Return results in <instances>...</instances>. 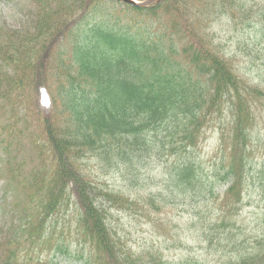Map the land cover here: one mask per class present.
Here are the masks:
<instances>
[{"label": "trees", "instance_id": "16d2710c", "mask_svg": "<svg viewBox=\"0 0 264 264\" xmlns=\"http://www.w3.org/2000/svg\"><path fill=\"white\" fill-rule=\"evenodd\" d=\"M77 2L73 14L84 9L86 19L74 18L73 33L68 39L49 40V66L43 58L33 57V53L47 48L48 40L43 34L48 29L67 31V15L57 18L55 12H48L43 24L37 25L36 34L9 31L7 37L0 28V57L6 58L7 50L11 51L9 58L15 61L14 66L31 82H36L43 72L48 73L45 79L59 100L55 110L70 127L67 134L58 132V128L53 131V125L47 122L51 119L39 115L38 122L53 131L49 142L52 146L56 142L71 148L72 152L79 149L71 159L61 158L64 164H56L51 176L42 177L29 188L23 184L22 190H31L27 199L37 204L40 215L54 214L68 197L74 196L70 205L80 215L82 241L97 249L98 264H155L143 256L134 257L118 250L119 239L107 226L106 203L122 204L128 199L117 192L105 191L90 180L81 170L78 156L96 151L92 153H96L97 162L121 168L138 154L140 159L143 151L158 146L159 137L163 139L162 146L166 142L195 145L200 127L215 121L228 147L242 149L231 173L240 176L247 171H260L256 183L261 186L258 190L264 192V168L253 165V157L247 151L256 119L252 99L241 90L232 58L222 53L223 46L216 44L214 35L207 30L216 17L231 21L239 17V22L247 25L244 27L247 31L239 34L246 40H237V48L248 54L257 49V58L264 59L263 6L260 3L258 8L254 0H163L146 8L125 4L121 13H127L132 25L120 26L112 15L107 17L101 12V6L109 4V0ZM42 19L41 16L40 22ZM127 27L131 28L129 32ZM12 36L16 40L12 41ZM22 40L25 42L21 43ZM33 41L36 43L32 44ZM17 43L20 47L15 46ZM255 93L264 97L262 89H256ZM213 112L207 122V115ZM227 113L232 131L229 140L223 132ZM194 170L190 163L178 164L172 175L174 185H179L183 193L193 190L205 197L210 195L215 184L202 174L199 183H194L197 172ZM25 214H30L27 208ZM29 227L19 231L23 235L44 231L35 229L34 224ZM21 233L12 234L7 244L20 247L24 242ZM238 246L229 251V254L233 251V260L228 264H264V216L259 234L249 236L239 249ZM9 263L14 262L9 258Z\"/></svg>", "mask_w": 264, "mask_h": 264}, {"label": "rangeland", "instance_id": "374dc122", "mask_svg": "<svg viewBox=\"0 0 264 264\" xmlns=\"http://www.w3.org/2000/svg\"><path fill=\"white\" fill-rule=\"evenodd\" d=\"M254 2L258 4V8L262 5V10H264V0H254ZM119 4L120 6L122 5L118 0L113 2L115 8ZM35 11V5L29 0H0V24H5L11 29L29 28L35 18ZM127 23H130V21L128 20ZM245 26V23L239 22V17L234 18L232 22L221 18L212 23L211 33H214L217 43L227 42V44H231L227 48H232L235 44H232V42L237 38H230L231 35ZM6 36L8 37L9 34ZM245 62V60L241 59V63L243 64L242 82L250 88L247 93L249 94L250 100H254L253 108L258 111L257 117L259 119L257 127L259 126L262 135V141L257 143L252 140L247 150L254 160L257 159L259 163H264V97L263 95H254L257 89L256 87H261L264 90V60L254 61L248 65ZM0 64L2 67L0 68V140L4 138L11 141V145H8L7 142H2L0 145V175L3 174V178L0 179V198L3 201H0L1 263L4 259L8 260L17 254V252H20L22 245L15 247L8 245L7 242L12 234L21 233L19 230L25 228V225L16 227L19 223L18 221L23 217L21 208L13 207V204L9 205L12 202L7 205L6 202L10 200V196L8 195L9 197L4 201L5 195L3 191L6 190L8 193L14 191L10 195L14 194L17 195V199L25 200L26 196L23 193L22 186L18 189L17 180H22L18 175L36 173L33 182L39 183L42 177H46L51 172V167H54L55 164H64L60 160L61 158H67L69 160L72 156L76 155V152H79V149L72 152L71 148H66L63 145L60 146L56 142L55 144L53 143V146L51 145L49 136L52 135L55 129L58 128V132L60 130L66 131L65 134L70 130L66 118H62L56 112V117L53 120L47 121L49 125H53L51 128L54 129L53 131H50L46 127L47 124L39 123L37 114H34L36 113L35 103L37 92L34 89L30 92L22 90V85L16 81L17 77L15 80L9 78V76L15 77V70L3 62H0ZM258 74L262 76L259 78L257 76ZM41 92L42 97L47 95L44 89ZM5 93H7V98H4ZM40 106H43L42 109L48 111L50 108L49 99L44 97L43 103ZM229 114L227 113V122L223 126L224 135L228 140L232 133L228 121ZM212 130L216 132L211 133V129H208L202 135V138L205 140L200 145V153L202 156L201 166L205 171L211 172L217 171V168H219L216 165L219 161L218 157L222 153V148L220 147L221 141L217 135L220 132L217 127H214ZM19 134L23 137L21 144H17ZM78 158L81 170L92 181L99 184L100 188L109 185L110 188L131 195L136 202L116 204L117 207L123 205H130L131 207L129 210L113 207L110 209L112 215L109 214V223L112 224L122 238L127 240L128 247L131 245H133L134 249L141 247L143 252H146L151 251V245H154L153 250L158 249L164 256V259L174 260L176 264H216L214 261L218 260V254L222 253L225 249L232 248L233 244L228 240H235L236 235H239L242 239L244 236H254V231L258 227L255 226V215L261 212L259 208L262 206L261 203L264 197L259 195L262 194L261 191L258 192L259 194L256 191L252 194L253 191L249 186L242 187L243 190L236 193L235 197H240L238 205L230 201L229 207H225L226 202H223V197H218V206L212 205L216 202L214 200L210 204L199 203V208L195 211L188 212L187 215V208L182 204V201H184L182 197H172L171 202L168 203L171 195L167 192L166 187L172 190L168 173L173 170V165L176 161L170 152L164 157H154V160L149 161L148 164L142 163L144 166L138 162L136 169L122 166L118 171L115 167L109 168L108 172L102 168L103 164H98L90 153L83 154L81 157L78 156ZM122 173L127 176L129 181L123 177ZM16 175L17 177L11 178ZM251 177L257 179L254 173ZM131 180L135 182L134 185L132 184V187L130 184ZM233 181L231 180L228 184L222 185V187L219 186V191L225 192ZM246 182L247 184L252 183L249 179H246ZM29 184H31V180ZM17 190H19L18 194L15 193ZM104 190L107 191V188ZM151 195H156L159 198L156 197L158 202L162 198H166V202L168 203L166 207L160 209L159 214L151 215V217L158 216L156 224L149 218L148 210L151 209V206L145 203ZM73 198L68 197L67 201H65L66 204H63L60 209L55 211L53 222L56 225L51 229L52 232L48 230V239L50 242L47 244L44 243L40 252L37 253L36 251L31 253V255L36 254L33 264L77 263V258L57 253V251H54L57 248L53 247L56 239L63 240L65 243L69 242L72 244V247L75 246L78 239V228L74 222L77 212L70 205V200ZM186 200L190 202L192 198L187 196ZM178 202H181V204ZM226 212H228L231 221H236L237 224L241 225L240 229L231 231L230 237L228 235L226 242H223L225 240L224 236L218 234V240L216 236L213 237L214 243L208 246L202 237H209V234H211L209 231L211 225L224 221L227 216ZM197 213H200L201 217L206 218L202 221V218L199 219L196 216V218L190 217V214L192 216ZM186 215L188 216L187 218H185ZM21 235L24 236L22 233ZM28 243L29 241H26L24 236L23 247L26 248ZM31 247L29 244V248ZM202 252L205 255H210L209 259L203 258V260H200L199 258ZM39 258L40 260H38ZM232 258L233 256L229 254L225 259L230 261ZM220 263L225 264V261L223 260Z\"/></svg>", "mask_w": 264, "mask_h": 264}, {"label": "water", "instance_id": "95a60500", "mask_svg": "<svg viewBox=\"0 0 264 264\" xmlns=\"http://www.w3.org/2000/svg\"><path fill=\"white\" fill-rule=\"evenodd\" d=\"M125 1H128V2L133 3V4H136V5H143V4H147V3H149V2H151V1H153V0H146V1H144V2H137V1H135V0H125Z\"/></svg>", "mask_w": 264, "mask_h": 264}]
</instances>
